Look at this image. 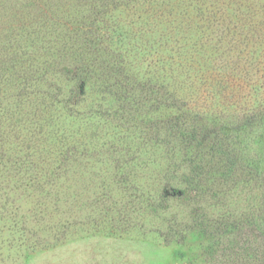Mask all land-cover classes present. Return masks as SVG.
Returning a JSON list of instances; mask_svg holds the SVG:
<instances>
[{"label":"trees","instance_id":"trees-1","mask_svg":"<svg viewBox=\"0 0 264 264\" xmlns=\"http://www.w3.org/2000/svg\"><path fill=\"white\" fill-rule=\"evenodd\" d=\"M67 1L21 3L7 31H0V206H8L4 198L9 201L16 188L44 205L59 190L62 174L69 173L65 168L81 166L83 159L90 170L103 165L102 170L108 166L105 156L115 150V180L106 181L102 189L109 201L120 197L118 201L128 204L139 202V229L147 230L151 216L172 214L150 229L165 245L229 236L264 216V158L237 162L234 136L227 127L216 125L225 123L231 112L222 116L202 106L193 108L170 92L169 85L158 80L164 59L153 61L152 77L145 72L138 79L130 72L125 53L114 47L115 39L124 38L118 13L147 6L145 15L161 16L168 8L178 11L174 3L179 0ZM165 17L180 21L173 14ZM216 77L210 78L213 99L228 102L216 94ZM236 85L249 90L253 103L264 99V81L233 80ZM262 104L264 109V100ZM30 112L48 122L46 127L51 125L53 136L22 132ZM249 114L254 120L245 117L242 131L254 127L264 135V110L261 114L251 106ZM64 117L77 126L74 133L73 126L61 134L52 125L63 126ZM95 127L112 128L115 134L101 136ZM252 141L258 143L256 138ZM149 181L158 192L149 189ZM252 196L257 204L249 209L254 212L230 210L234 198L250 202ZM210 209L221 213L211 214ZM14 216L15 227L20 228ZM247 252L242 250L241 261L252 256ZM257 256L248 259L249 264H264L263 255Z\"/></svg>","mask_w":264,"mask_h":264},{"label":"rangeland","instance_id":"rangeland-1","mask_svg":"<svg viewBox=\"0 0 264 264\" xmlns=\"http://www.w3.org/2000/svg\"><path fill=\"white\" fill-rule=\"evenodd\" d=\"M28 1L0 0V31L10 27L9 19L16 6L20 8L21 3ZM42 1L38 0L40 4ZM174 4L178 11L168 8L161 16L145 15L147 6L118 13L124 38L123 42L115 39L114 47L125 53L130 72L138 79L145 72L147 77H152L155 73L153 61L164 59L165 70L158 80L166 82L170 92L182 96L193 108L202 106L203 110L211 109L222 116L231 112L233 118L231 114L226 115L225 123L216 125L218 129H222V125L227 127L234 136L233 156L237 162L264 158V135L254 127L246 132L240 127L245 117L254 120L252 115H247L251 106L262 114L264 109L260 105L263 106L264 99L258 97V102L253 103L248 89L232 86L233 80L237 84V80L245 78L264 81V0H179ZM170 14L180 17V21L165 17ZM218 72L223 75L216 77ZM214 76L217 78L216 94L222 100H232L234 106L213 99L215 89L210 78ZM31 112L22 132H34L32 135L37 137L42 134L43 138H50L49 134L53 136L49 132L51 125L46 127L48 122ZM59 123L52 125L60 129L61 134L71 126L73 133L77 130L66 117L61 119L63 126ZM88 125L92 127L91 122ZM94 129L101 136L115 134L112 128ZM110 134L108 139L112 138ZM253 138L258 143H253ZM135 140L134 147L137 144L138 148L139 137ZM114 151L109 150L105 156L108 166L102 170L99 168L103 165L90 170L81 163L83 159L79 162L81 166L65 168L69 173L62 174L59 190L48 200L45 198L44 205L37 204L29 192L22 196L24 192L17 188L8 196L9 201L4 198L8 206H0V264H249L248 259L255 255H263L264 260V219H259L264 216L257 217L241 232L184 244L165 245L158 236L150 234L153 225L159 226L172 214L159 219L151 216L145 224L147 230L139 229V202L128 204L118 201L120 197L109 201L106 189H102L106 181L115 180ZM134 169L139 175V167ZM148 183L153 192L159 191L158 186L151 181ZM252 198L254 196L250 197V202L246 197L234 198L230 210L254 212L249 209L257 204ZM214 210L209 212L221 213ZM173 211L177 212L175 208ZM13 216L20 228L15 227ZM245 248L252 256L246 255L241 261L239 257Z\"/></svg>","mask_w":264,"mask_h":264}]
</instances>
